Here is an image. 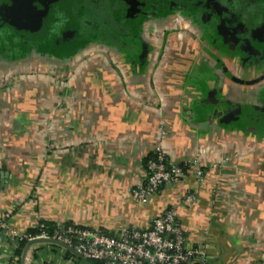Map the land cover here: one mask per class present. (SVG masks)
Segmentation results:
<instances>
[{
	"label": "crops",
	"instance_id": "0c3cea01",
	"mask_svg": "<svg viewBox=\"0 0 264 264\" xmlns=\"http://www.w3.org/2000/svg\"><path fill=\"white\" fill-rule=\"evenodd\" d=\"M228 2L244 18L208 23L206 0H47L30 18L0 0V264L43 222L115 235L171 207L209 264H264V0ZM178 5L193 23L181 39ZM158 144L204 177L141 204ZM47 246L27 264H77Z\"/></svg>",
	"mask_w": 264,
	"mask_h": 264
},
{
	"label": "built area",
	"instance_id": "2783aa9c",
	"mask_svg": "<svg viewBox=\"0 0 264 264\" xmlns=\"http://www.w3.org/2000/svg\"><path fill=\"white\" fill-rule=\"evenodd\" d=\"M177 17L176 21L179 22L180 16ZM160 135H166L164 129ZM153 152L157 154V159L149 161L145 182L132 190V196L141 204H148L159 189L181 183L188 174L167 156L162 144H158ZM185 165L188 171L194 172L198 181L203 179L204 172L199 157L185 161ZM195 200L194 195H188L183 202L188 205L195 203ZM11 216V212L0 216V237L8 229ZM178 217V209L171 207L155 218L146 229L132 228L112 236L106 235L102 230L76 225L56 226L57 229L50 235L41 223L38 226L42 230L39 235L29 236L23 232L14 240L56 239L73 247L88 260L103 264H209L207 245L200 248L189 246Z\"/></svg>",
	"mask_w": 264,
	"mask_h": 264
},
{
	"label": "flooded vegetation",
	"instance_id": "af4514ba",
	"mask_svg": "<svg viewBox=\"0 0 264 264\" xmlns=\"http://www.w3.org/2000/svg\"><path fill=\"white\" fill-rule=\"evenodd\" d=\"M19 1H20V4L22 5V8H19L18 10L21 11L22 15L33 18L35 15L37 16L39 15L37 12H39L40 9H43L42 6L45 5L47 0H19ZM247 1H250V0H245V3H247ZM227 3H229L228 0H206V5L209 10L208 11L209 17L207 18L208 23L212 21L210 16H213V15H215L214 18L218 19L219 17L220 19H222V21H224L227 18H231V21L236 20L235 18H244V13L242 12L243 8L238 6L236 8L237 10H235L236 12H232L231 8H229V5H227ZM16 6L18 7L17 4ZM243 6L244 5H242V7ZM187 11L188 9L186 6L178 5L174 9L173 13L171 14V20H170L174 28L177 27L178 29L181 28L182 30H184V37H186L193 30L192 28L193 23H192L191 17L187 14ZM177 16H180L179 22L176 21L178 19ZM245 28L246 27L243 24V27L241 30L244 31ZM217 111L218 113H221L220 110H217ZM218 115L219 114H217V116Z\"/></svg>",
	"mask_w": 264,
	"mask_h": 264
},
{
	"label": "trees",
	"instance_id": "16d2710c",
	"mask_svg": "<svg viewBox=\"0 0 264 264\" xmlns=\"http://www.w3.org/2000/svg\"><path fill=\"white\" fill-rule=\"evenodd\" d=\"M157 159V154L155 152H152L150 153L147 158L145 159V167H146V170H147V165L149 163V161L151 160H155ZM182 169H184L185 171H187L188 173V170L187 169L188 167L185 165V162L183 163H177ZM162 189V188H161ZM159 189L158 192L161 190ZM157 192V193H158ZM43 225L45 226V230H47L49 232L50 235H52L55 230L57 229L56 225L54 223H51V222H43ZM69 226V225H67ZM42 230H40L39 228H36V229H31V230H28L26 231V235H29V236H37L41 233ZM106 235H109V236H112L114 234H111V233H108L106 231H103ZM28 241L27 240H22V241H17V245L14 249V253H13V257H14V260L17 264H20L21 263V257H22V254H23V251L27 245ZM38 247H41V246H38ZM47 247H50L51 249H53L55 252H61L65 258L67 260H72L74 261L75 263L77 264H82L80 261L76 260L72 255H70L69 253H66L65 251H63L62 249L58 248V247H55V246H47ZM43 248V247H42ZM91 264H103L102 262L100 261H93V260H89Z\"/></svg>",
	"mask_w": 264,
	"mask_h": 264
},
{
	"label": "water",
	"instance_id": "95a60500",
	"mask_svg": "<svg viewBox=\"0 0 264 264\" xmlns=\"http://www.w3.org/2000/svg\"><path fill=\"white\" fill-rule=\"evenodd\" d=\"M217 114L220 115L223 113L222 112L218 113V111H215L214 115L209 117L207 122L200 125V129L203 131L208 130L209 126H211V124L213 123L212 119L214 118V116L217 117ZM165 132H167V131L165 130ZM42 245H49V246L58 247V248L62 249L63 251H65L66 253H69L70 255H72L76 260L80 261L82 264H91L87 258H85L80 252L75 250L73 247H71V246H69L63 242H60L56 239H49V238L48 239L38 238V239L28 241V243H27V245L23 251L20 264H27V259H28V255H29L30 251L33 248H35L36 246H42Z\"/></svg>",
	"mask_w": 264,
	"mask_h": 264
},
{
	"label": "rangeland",
	"instance_id": "374dc122",
	"mask_svg": "<svg viewBox=\"0 0 264 264\" xmlns=\"http://www.w3.org/2000/svg\"><path fill=\"white\" fill-rule=\"evenodd\" d=\"M170 27H172L170 31L173 32L172 34L176 35L177 39H181V38L184 37V36L181 37L182 35H184V33H181V31H180L177 27L174 28V26L171 24V22H170ZM179 37H180V38H179ZM10 81H11V83H13L12 80H9L8 82H10ZM8 82H7V83H8Z\"/></svg>",
	"mask_w": 264,
	"mask_h": 264
}]
</instances>
